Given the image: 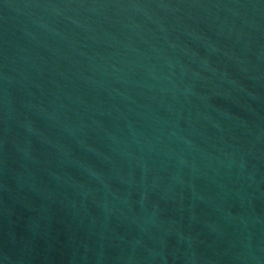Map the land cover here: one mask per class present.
I'll return each mask as SVG.
<instances>
[{
  "label": "water",
  "instance_id": "95a60500",
  "mask_svg": "<svg viewBox=\"0 0 264 264\" xmlns=\"http://www.w3.org/2000/svg\"><path fill=\"white\" fill-rule=\"evenodd\" d=\"M0 264H264V0H0Z\"/></svg>",
  "mask_w": 264,
  "mask_h": 264
}]
</instances>
